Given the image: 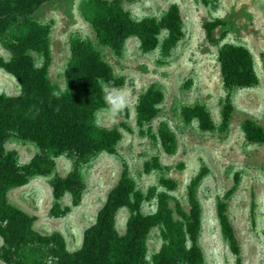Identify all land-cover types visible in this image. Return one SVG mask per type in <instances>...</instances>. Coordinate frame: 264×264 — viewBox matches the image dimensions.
<instances>
[{"label":"rangeland","instance_id":"obj_1","mask_svg":"<svg viewBox=\"0 0 264 264\" xmlns=\"http://www.w3.org/2000/svg\"><path fill=\"white\" fill-rule=\"evenodd\" d=\"M84 0H56L44 5L35 20L51 25L52 62L50 78L65 89V69L70 59V40L80 36L93 40L117 76L124 77L121 86L128 93L129 104L124 115L110 119L100 108L95 114L99 127L119 129L122 137L114 151L102 150L86 159L72 154L55 155L50 175H36L19 187L11 188L7 195L11 204L35 217L34 228L44 232H59L70 252L81 248L85 231L96 222L99 211L107 201L110 191L117 185L123 172L128 171L144 193L152 187L178 201L185 212L189 211L188 186L199 172L203 178L197 188L202 206V228L199 243L204 252L203 264H238L223 237L217 207L226 200L228 214L241 248V264H264V142L249 141L243 130L246 120L264 127V0H119L134 18H161L168 8L176 4L181 11L183 36L163 52L167 32H163L155 50L144 52L136 36L127 39L120 55L109 47L98 44L96 33L83 17ZM115 1V0H107ZM224 21L214 30V36L225 38L218 43L208 40L204 23L215 19ZM0 39V58L8 60L11 51ZM225 44L244 45L254 60L258 83L250 87H235L228 92L224 87L218 61L219 49ZM37 66L43 64L41 54L31 52ZM159 88L164 95L159 113L143 127L138 124L137 105L140 95L150 86ZM0 92L16 96L19 82L0 67ZM230 95L233 112L227 126H223V107ZM205 104L215 123V128L204 131L197 119L187 122L182 109L187 105ZM166 124L177 137L174 153L164 151L158 130ZM6 148L18 152L19 161L28 163L41 154L38 145L11 134ZM156 157L161 167L148 170ZM77 170L85 183L81 202L72 205V195L66 193L60 201L61 209L69 212L53 216L54 196L51 179ZM162 177L178 182L174 190L160 184ZM230 195L226 197V194ZM157 210V198L146 200L142 211ZM128 207L120 209L117 228L126 230ZM176 216H178L175 213ZM161 228H153L147 238V259L162 246ZM4 239L0 235V247ZM0 264H8L0 257Z\"/></svg>","mask_w":264,"mask_h":264},{"label":"trees","instance_id":"obj_2","mask_svg":"<svg viewBox=\"0 0 264 264\" xmlns=\"http://www.w3.org/2000/svg\"><path fill=\"white\" fill-rule=\"evenodd\" d=\"M53 1L56 0H0V39L6 38L5 44L11 51L8 60L0 58V67L20 84L19 95L0 92V235L4 239L1 259L8 264H203L204 252L199 243L203 211L197 197L203 172L192 178L188 186L189 211L185 212L178 201L171 204L169 195L160 193L156 187L144 193L125 170L110 191L96 222L85 231L81 248L73 252L67 249L61 233L37 230L33 226L35 217L10 203L7 193L11 188L27 184L36 175L53 173L55 161L47 152L86 159L102 150L114 151L122 137L119 129L99 127L95 122L97 110L104 106V85L121 86L125 79L116 75L93 40L80 36L71 38V55L65 69L66 87L59 99L52 95L61 88L50 78L51 25L34 17ZM81 11L95 31L98 44L109 47L116 55L122 53L127 39L132 36L138 37L144 52L155 50L163 32H167L163 52L168 55L183 36L181 11L176 4L159 19H136L119 0H84ZM224 24L219 18L204 23L209 41L218 43L225 38L226 32L220 38L213 34ZM31 52L42 55L41 66L35 64ZM218 61L228 92L235 87L258 83L253 56L244 45H223ZM163 98V92L153 85L140 95L139 126L150 124L157 116ZM232 112L228 95L223 107V126H227ZM182 114L187 122L197 119L204 131L215 128L205 104L184 106ZM243 130L249 141L264 142V127L257 122L246 120ZM11 134L35 142L41 154L28 163H21L18 152L6 148ZM158 138L166 153L175 152L177 137L166 124L160 126ZM159 167L158 157L148 164V170ZM50 184L54 196L53 216L70 211L69 206L64 209L60 206L66 193L72 195L73 206L81 202L85 183L77 170L65 176H54ZM160 184L168 190L178 186V182L169 177H162ZM229 195L230 192L226 197ZM155 197L157 210L144 213L143 203ZM123 207H128L130 213L126 230L120 233L116 223ZM217 213L223 237L241 264V248L226 200H219ZM155 227L161 228L163 243L149 261L147 238Z\"/></svg>","mask_w":264,"mask_h":264},{"label":"clouds","instance_id":"obj_3","mask_svg":"<svg viewBox=\"0 0 264 264\" xmlns=\"http://www.w3.org/2000/svg\"><path fill=\"white\" fill-rule=\"evenodd\" d=\"M109 87V84L104 85L105 89H108ZM63 91V88L59 91L54 90L52 92V95L59 99ZM128 104V93L123 89H113L107 92L105 96L104 106L101 111L104 112L110 119L117 120L124 115L125 109L128 107Z\"/></svg>","mask_w":264,"mask_h":264}]
</instances>
